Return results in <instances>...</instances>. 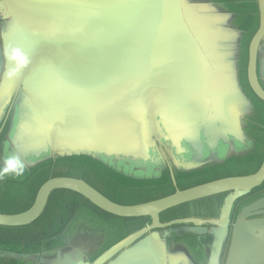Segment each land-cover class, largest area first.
<instances>
[{
    "label": "water",
    "instance_id": "obj_1",
    "mask_svg": "<svg viewBox=\"0 0 264 264\" xmlns=\"http://www.w3.org/2000/svg\"><path fill=\"white\" fill-rule=\"evenodd\" d=\"M262 106L264 0H0V264H264Z\"/></svg>",
    "mask_w": 264,
    "mask_h": 264
},
{
    "label": "rangeland",
    "instance_id": "obj_2",
    "mask_svg": "<svg viewBox=\"0 0 264 264\" xmlns=\"http://www.w3.org/2000/svg\"><path fill=\"white\" fill-rule=\"evenodd\" d=\"M216 4V3H215ZM217 7L223 9L224 11H228L227 7L223 6L221 3L216 4ZM241 10L244 12L246 11V7H240ZM230 12V11H229ZM264 108V106H262ZM264 113V112H263ZM264 118V117H263ZM258 123H261V119L257 120ZM264 156V137L259 134V143L255 144V151L254 154L248 156L246 161H250L247 165L241 166L237 165L236 169H231L232 174H245L251 173L255 169H257L258 163ZM60 164H58L59 166ZM67 167L70 168V175L71 176H80L84 179H91L90 183L100 186V183H108L109 191L119 190L118 188L114 189L111 188L112 186H120L125 183L119 176L112 174L111 172L105 170L101 166H93L92 171L89 170L88 164L82 166L79 164L78 161H70L67 164ZM50 169H35L31 172L25 171V173H21L18 175L13 174H0V203H9L11 201L17 200L19 201L22 196L27 193L28 200L31 195L32 190H35L37 185H42V182L47 177L48 173H50ZM67 173L65 168H59V170L52 171L51 174H64ZM3 176V177H1ZM207 178H214L210 176V174L206 175ZM210 176V177H208ZM125 184H123L124 186ZM127 190L131 193L128 194L126 192L119 193L116 195L112 193V195L116 198H125L129 199L127 203H133L138 201L143 196L153 197L155 195L160 196L165 194L169 188L162 189L160 184H133L128 185ZM108 190V189H106ZM23 198V197H22Z\"/></svg>",
    "mask_w": 264,
    "mask_h": 264
},
{
    "label": "crops",
    "instance_id": "obj_3",
    "mask_svg": "<svg viewBox=\"0 0 264 264\" xmlns=\"http://www.w3.org/2000/svg\"><path fill=\"white\" fill-rule=\"evenodd\" d=\"M12 235V231L0 230V238L8 237Z\"/></svg>",
    "mask_w": 264,
    "mask_h": 264
}]
</instances>
